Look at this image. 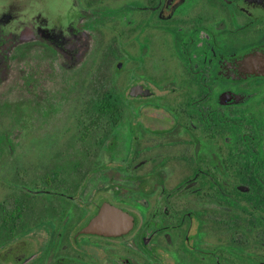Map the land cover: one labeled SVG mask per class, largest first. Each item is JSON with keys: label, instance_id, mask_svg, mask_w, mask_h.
<instances>
[{"label": "flooded vegetation", "instance_id": "obj_1", "mask_svg": "<svg viewBox=\"0 0 264 264\" xmlns=\"http://www.w3.org/2000/svg\"><path fill=\"white\" fill-rule=\"evenodd\" d=\"M42 4L0 0V264H264V0Z\"/></svg>", "mask_w": 264, "mask_h": 264}, {"label": "rangeland", "instance_id": "obj_2", "mask_svg": "<svg viewBox=\"0 0 264 264\" xmlns=\"http://www.w3.org/2000/svg\"><path fill=\"white\" fill-rule=\"evenodd\" d=\"M82 1H85V0H82ZM122 1H126V0H117V2H122ZM70 2H71V0H43L42 6H44V10L47 12V15L49 17H52V15L54 14L56 9L63 8L67 4L69 5ZM117 2H116V0H112V4H116ZM112 35H113L112 33L106 32V35L104 37H107V38H106V40H104L105 38L103 37L104 38L103 42L104 43L107 42L108 37H110ZM99 48H100V50L99 49L98 50L101 53V52L104 51L105 46H103V47L101 46ZM101 55H102V53H101ZM98 65L102 66V68L100 70L97 69V71H101V73L100 72L99 73L96 72V74H95L96 77L92 78L90 81H89L88 77H86L87 75L85 76V78H82V79H84V82L86 83V86L87 85H91V86L95 85L97 87L96 91L98 89H101L100 91H102L108 85L107 83H108V80H109V76H108L109 75V72H108L109 64L107 62H105L104 60L98 59L97 68H98ZM92 90H94V92H95V89H92ZM89 95H91L90 90H89V92H87V90H85V94L83 96V97H85L84 100H87ZM1 128H2V126H0V129ZM36 162L39 163L38 159L35 161V163Z\"/></svg>", "mask_w": 264, "mask_h": 264}, {"label": "water", "instance_id": "obj_3", "mask_svg": "<svg viewBox=\"0 0 264 264\" xmlns=\"http://www.w3.org/2000/svg\"><path fill=\"white\" fill-rule=\"evenodd\" d=\"M104 213H105V208L104 210H102V212H100V215L89 224L86 230L109 231L110 228L108 227V224L104 223V221H102L101 219Z\"/></svg>", "mask_w": 264, "mask_h": 264}, {"label": "trees", "instance_id": "obj_4", "mask_svg": "<svg viewBox=\"0 0 264 264\" xmlns=\"http://www.w3.org/2000/svg\"><path fill=\"white\" fill-rule=\"evenodd\" d=\"M113 100V97L111 96H107L106 97V95H104L102 98H101V101L102 102H108V101H112Z\"/></svg>", "mask_w": 264, "mask_h": 264}]
</instances>
